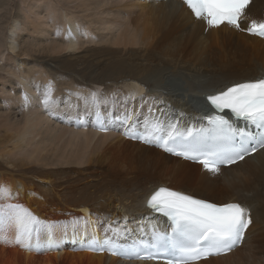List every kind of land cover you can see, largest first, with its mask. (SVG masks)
<instances>
[{
    "label": "bare ground",
    "instance_id": "6f19581e",
    "mask_svg": "<svg viewBox=\"0 0 264 264\" xmlns=\"http://www.w3.org/2000/svg\"><path fill=\"white\" fill-rule=\"evenodd\" d=\"M22 3V15L9 23L0 14V123L15 125V151L32 148L30 159H45L49 174L63 178L62 187L44 179L53 188L39 183V190L81 212H66L50 232L44 227L29 246L20 243L23 263L165 264L127 260L90 245L107 241L132 249L167 234V220L145 206L151 191L167 186L218 204L238 202L251 221L240 247L192 264H264V149L212 173L133 138L151 139L156 131L167 136L171 125L179 133L195 130L204 95L264 76V38L244 31L264 0H251L244 29L209 27L184 0ZM94 48L93 55L110 52L113 61L96 57L101 74L91 81L70 74L61 81L39 59L85 56ZM1 179L0 173V185L10 192L4 198L30 194L21 182ZM60 189L71 194L63 197ZM9 231L0 234L1 247L16 245V226ZM0 264H16L15 258L3 253Z\"/></svg>",
    "mask_w": 264,
    "mask_h": 264
},
{
    "label": "snow or ice",
    "instance_id": "6c2138e0",
    "mask_svg": "<svg viewBox=\"0 0 264 264\" xmlns=\"http://www.w3.org/2000/svg\"><path fill=\"white\" fill-rule=\"evenodd\" d=\"M184 3L197 19H203L209 27L226 23L239 29L250 0H184ZM247 31L264 37V22L252 21ZM208 99L220 112L228 109L236 118L254 127L260 133L258 142L264 143V79L236 84ZM208 119L211 128L202 129L199 133L191 129L179 133L171 125L167 136L150 139L136 134L133 138L157 143L168 152L198 160L208 171L218 173L220 165L243 159L248 154V148L243 146V136L240 148L233 147L235 132L224 115ZM177 147L183 150L176 151ZM9 194V190L0 185V199ZM148 204L171 219V235L159 237L157 244L143 249H122L107 241L104 246L93 242L90 247L128 258L164 260L165 264H192L210 255L230 251L242 239L251 222L246 219L245 209L239 204L218 205L163 187L151 196ZM5 223L16 226V242L24 246H29L33 235L38 237L44 227L49 232L51 230L50 225H45L21 205H0V234Z\"/></svg>",
    "mask_w": 264,
    "mask_h": 264
},
{
    "label": "rangeland",
    "instance_id": "374dc122",
    "mask_svg": "<svg viewBox=\"0 0 264 264\" xmlns=\"http://www.w3.org/2000/svg\"><path fill=\"white\" fill-rule=\"evenodd\" d=\"M23 1L28 2L29 0H0V14L2 15L3 21L5 23H9L11 18H13V16L15 15H22L23 8L21 6H23ZM55 1L57 2V0ZM60 4L64 5V2ZM58 26L62 27L61 24H58ZM96 50L97 49L94 48L92 51H88L89 54H86L85 56H83L82 53L78 54L74 52H67L50 56L44 55L39 59H41V64L48 68V72L51 75H55L56 77H58L61 81L64 80L63 76H67V74L72 75L75 80L85 79L87 81H91L99 77L101 74V70L99 69L100 65H97L94 61L97 59L96 57H100L102 60L108 58L107 62L113 61V54H111L110 52H108L104 56L103 54H99L98 56H96L93 55V52ZM47 63L49 64V66L46 65ZM88 67L90 69H88ZM91 71L98 73L99 75L93 76L95 74H90ZM93 117L94 116L92 115V118ZM16 131L17 130L15 128V125H5L4 123H0V173L2 175L1 181H16L18 184L19 182H21L24 185V189L27 191V193L30 194H17L15 198H12L11 196H7L8 198L3 197L2 199H0V205H21L24 209H27L34 216L40 217L49 225H51L53 221L58 222V224L62 223L63 217L67 214L77 213V215H81L80 211L72 210L70 207L64 209L62 204L54 199L55 195L49 194L50 191L48 193L44 191V188L43 191L39 190V188L37 187L39 183L41 185H44L42 187H45V185H47L49 186V188H53V186L51 187L50 184H46L44 179L51 182L54 187H62L61 185L63 178L60 175L52 177L49 174L45 159H42L39 162L35 161L34 159H30L27 154L32 150V148L26 150L25 152L15 151L12 147L11 142ZM13 186H15V184L11 186L12 189ZM60 192L63 197L69 196L71 194H64L63 189H60ZM58 206L60 208L62 207L61 211ZM117 223L119 222L117 221ZM3 227V237H8L9 233L10 235H12L10 231L7 233L4 232L14 228V225L12 223H5ZM126 238H128L127 235L125 236V239ZM14 242L16 244L15 246L8 243V246L1 247L0 244V261L2 260V254L4 253L8 257H14L16 264H24L22 256L18 253L20 250L19 248H16L20 245V243H17L16 240H14ZM61 264H70V261L66 260V262H62ZM78 264L85 263L79 262Z\"/></svg>",
    "mask_w": 264,
    "mask_h": 264
}]
</instances>
